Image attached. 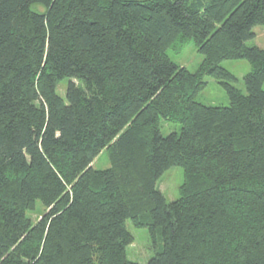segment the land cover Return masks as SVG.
<instances>
[{"label":"trees","instance_id":"trees-1","mask_svg":"<svg viewBox=\"0 0 264 264\" xmlns=\"http://www.w3.org/2000/svg\"><path fill=\"white\" fill-rule=\"evenodd\" d=\"M256 26L264 0H0V264H137L127 220L162 243L147 264H264ZM185 40L204 56L195 73L167 54ZM237 59L246 94L220 66ZM205 77L228 107L196 101ZM172 167L184 182L167 202L156 183Z\"/></svg>","mask_w":264,"mask_h":264},{"label":"rangeland","instance_id":"rangeland-1","mask_svg":"<svg viewBox=\"0 0 264 264\" xmlns=\"http://www.w3.org/2000/svg\"><path fill=\"white\" fill-rule=\"evenodd\" d=\"M252 32L254 33V38L246 42L247 46H256L264 49V27L256 26ZM167 54L172 62L192 73H195L204 61V56L197 51L192 40L183 41L176 49H169ZM220 66L236 79L232 85L243 94H246L244 78L251 71L249 62L243 59L224 60L220 63ZM205 82L206 87L198 94L196 101L206 106L228 107L230 103L227 94L218 82L211 77H205ZM67 85L68 80H63L57 87V94L64 100H66ZM262 89L264 90V83ZM179 132L180 125L171 124L164 120L160 121V133L162 136L166 137L171 133ZM91 166L94 170H107L110 167L107 152H101L94 159ZM183 182V169L181 167H172L160 177L156 183V188L164 195L167 202H173L179 199L180 187ZM41 211L42 207L38 205L37 210L28 213L27 216L35 222ZM125 226L127 231L133 236V242L126 247V258L137 264H147L162 247L160 239L158 237L153 238L148 228L134 226L130 220L126 221Z\"/></svg>","mask_w":264,"mask_h":264}]
</instances>
